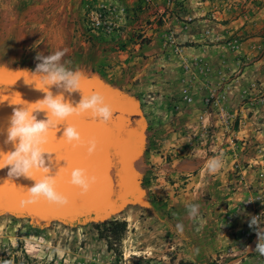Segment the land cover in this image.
<instances>
[{"label":"rangeland","instance_id":"obj_1","mask_svg":"<svg viewBox=\"0 0 264 264\" xmlns=\"http://www.w3.org/2000/svg\"><path fill=\"white\" fill-rule=\"evenodd\" d=\"M132 2L0 0L1 65L34 71L38 53L63 51L66 67L137 97L148 119L147 149L137 162L148 202L127 206L115 215L128 221L117 249L108 248L91 221L73 228L55 221L38 229L27 218L5 213L0 215V264H264V254L255 249L257 226H249L252 216L260 215L264 221V190L244 184L240 166L247 161L227 165L224 176L217 168L209 170L213 160L202 163L227 133L219 128L218 137L206 140L197 125L202 108H186L177 102L181 101L182 78L189 77L184 59L190 71L197 72L194 61L205 58L203 52H189L176 31L156 28V18L153 26L149 25L152 13L130 7ZM150 2L142 0L141 4L149 9ZM156 29L162 33L161 51L153 52L149 43ZM206 30L205 34L211 35ZM166 33L175 36L173 44L165 43ZM227 39L243 41L235 33ZM177 68L182 72L172 82V71ZM153 70L159 71V76ZM206 79L188 80L195 98L201 82L208 84ZM157 81H163L168 89L178 86L175 94L180 96L175 97L172 90L170 94L153 91ZM239 125L234 121L231 130ZM178 160L200 164L177 171L181 166ZM229 184H237L241 189L235 191L246 194L236 206L224 209L222 193L227 191L222 187Z\"/></svg>","mask_w":264,"mask_h":264},{"label":"water","instance_id":"obj_2","mask_svg":"<svg viewBox=\"0 0 264 264\" xmlns=\"http://www.w3.org/2000/svg\"><path fill=\"white\" fill-rule=\"evenodd\" d=\"M31 72L0 64V149L3 151L13 148L11 143H5L8 118L14 107L23 106L13 103H34L43 96L34 82L29 83L33 79ZM81 89L71 96L65 93L66 98L75 104L83 94L99 92L111 106L113 114L106 123L93 119L88 113L73 115L61 122L58 130L54 128L50 131L45 145L47 152L44 153L46 159L50 157L47 175L55 176L56 190L68 198V203L59 205L43 198L27 202V188L35 181L9 177L5 167L0 168V215L10 213L27 218L38 228L55 221L74 226L87 221L102 222L127 206L147 204L148 196L137 163L147 149L148 119L141 102L100 78L83 75ZM52 90L54 94L60 91L54 86ZM43 115L40 113V117ZM67 124L77 127L82 140L79 144L68 142L67 146L61 147L56 139L62 137ZM89 140L96 142L92 153L88 152ZM62 153L71 155L70 165L62 158ZM73 168H83L89 177H95L86 193H81L77 186L69 182ZM35 175L39 178L43 174L36 172Z\"/></svg>","mask_w":264,"mask_h":264},{"label":"crops","instance_id":"obj_3","mask_svg":"<svg viewBox=\"0 0 264 264\" xmlns=\"http://www.w3.org/2000/svg\"><path fill=\"white\" fill-rule=\"evenodd\" d=\"M141 3L142 0H133L129 6L137 8L143 14L152 13L153 15L148 17L151 21L149 25L153 26L156 18L158 20L156 28L161 31L164 29L176 31L181 41L189 46V52L193 54L203 52L202 55L212 66L210 79L213 87L215 88V85L218 87L216 90L218 95L223 92L227 94L225 105L235 116L236 125L240 124L218 139L214 152L210 157L204 156L202 163L220 160L221 164L217 170L219 169L218 173L224 176L228 170L227 165L239 166L240 160L247 161L246 165L240 166L245 175L242 177L245 179L244 184L263 191L264 0H151L149 9H145ZM138 21L144 24L143 19L138 18ZM146 24L148 23L145 22ZM185 26L188 27L187 30L183 28ZM206 29L211 30V35L205 34ZM233 33L243 39L241 50L237 52L224 47V42ZM161 37L162 33L156 29L149 43L153 52L161 51ZM224 37L226 39H221ZM157 70H153L157 73L155 76H159ZM172 72L170 81L177 79L182 69H173ZM152 86L153 91L157 93L170 94L172 90L175 97L180 96L175 94L179 93L178 86L168 89L163 81H157ZM199 88L196 92V106L202 108L201 96L208 92L209 87L208 84L201 82ZM140 92L137 91L138 95ZM192 115H195V112ZM178 163L181 166L177 171H181L182 166L200 164L189 160ZM237 187V184L222 187V190L227 191L222 193L224 209L236 206L240 196L246 194L235 191L241 189Z\"/></svg>","mask_w":264,"mask_h":264},{"label":"clouds","instance_id":"obj_4","mask_svg":"<svg viewBox=\"0 0 264 264\" xmlns=\"http://www.w3.org/2000/svg\"><path fill=\"white\" fill-rule=\"evenodd\" d=\"M63 51H56L48 55L37 54V63L30 76L35 77L31 82L43 92L42 98L34 103H13L23 105L14 107L9 116L7 136L5 143L13 145L12 150L0 149V168L7 167L9 177H24L33 179L35 182L27 188V202H36L41 198L50 203L64 205L68 198L56 190L55 176L47 175L50 170L48 160L45 157V145L48 142L49 133L52 129L58 130V125L65 122L70 116L88 113L95 120L108 122L112 118V108L105 102L104 96L99 92L82 95L75 104L67 99L65 93L81 91L83 73L79 70L66 67L62 62ZM42 87H37V84ZM53 86L60 90L54 94ZM32 105H37L33 107ZM43 113V117H40ZM62 137L69 143L79 144L82 140L81 133L73 124H67L63 129ZM88 152L92 153L96 148L95 140L87 142ZM49 153V152H48ZM221 164L220 160H213L209 164V170L213 171ZM41 172L39 178L35 175ZM95 177H89L83 168H73L70 173V183L77 186L81 193H86ZM196 212V206H191V213ZM264 221L259 216H252L249 226H257L258 242L255 249L264 254Z\"/></svg>","mask_w":264,"mask_h":264},{"label":"built area","instance_id":"obj_5","mask_svg":"<svg viewBox=\"0 0 264 264\" xmlns=\"http://www.w3.org/2000/svg\"><path fill=\"white\" fill-rule=\"evenodd\" d=\"M209 34L211 30H206ZM165 35V43L166 44H173L176 41L175 36L171 34H164ZM242 43L238 40H230L226 39L224 42V47L228 48L231 51H240ZM178 52H182L179 47H176ZM194 64L198 68V71H190L191 67L186 59H184V67L185 71L188 72V76H184L182 78L183 85L181 88V101H177L181 103L183 106L192 107L196 106L197 99L194 96L195 92H192L188 80L190 79H199L200 76L203 78H207L206 82L208 85V92L202 98L203 107L198 113L197 121L201 127V135L205 137V139H210L213 141V137H218L219 135V128L224 130V133H228L233 128L234 121H236L235 116L233 113L228 110L227 106L225 105V100L227 99V94L225 92L218 95L216 89L213 87L212 82L208 80V77L211 78L212 74V66L208 60L205 58H199L194 61ZM190 72V73H189ZM189 78V79H188ZM245 93V92H244ZM176 109H181L180 105H176Z\"/></svg>","mask_w":264,"mask_h":264},{"label":"trees","instance_id":"obj_6","mask_svg":"<svg viewBox=\"0 0 264 264\" xmlns=\"http://www.w3.org/2000/svg\"><path fill=\"white\" fill-rule=\"evenodd\" d=\"M94 44L95 42L92 41ZM149 149V148H148ZM95 228L98 229L102 239L107 241L109 249L115 250L121 244L128 228V221L120 217H111L102 222L91 221ZM78 225L77 223L74 226ZM34 228H38L32 225ZM40 229V228H38Z\"/></svg>","mask_w":264,"mask_h":264},{"label":"snow or ice","instance_id":"obj_7","mask_svg":"<svg viewBox=\"0 0 264 264\" xmlns=\"http://www.w3.org/2000/svg\"><path fill=\"white\" fill-rule=\"evenodd\" d=\"M27 75V74H25ZM35 77H33L34 79ZM39 87H42L43 85L42 84H38ZM33 107H37V105H33ZM56 143L60 144L61 147H64V146H67L68 145V142L63 138H59V139H56ZM62 158L67 161L69 163V165L71 164L72 162V157L70 154L68 153H62Z\"/></svg>","mask_w":264,"mask_h":264}]
</instances>
